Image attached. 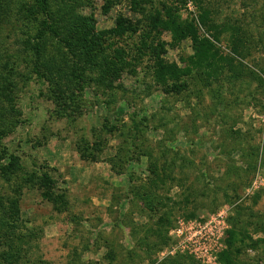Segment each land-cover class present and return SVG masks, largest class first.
I'll return each instance as SVG.
<instances>
[{"label":"rangeland","instance_id":"obj_1","mask_svg":"<svg viewBox=\"0 0 264 264\" xmlns=\"http://www.w3.org/2000/svg\"><path fill=\"white\" fill-rule=\"evenodd\" d=\"M0 1V264H264V0H48L64 41L37 38L39 0ZM165 7L212 57L197 64L201 42L151 28ZM69 11L95 33L134 24L103 36L129 63L118 78L65 43ZM44 172L65 205L44 197ZM189 220L221 222L207 251L172 234Z\"/></svg>","mask_w":264,"mask_h":264},{"label":"trees","instance_id":"obj_2","mask_svg":"<svg viewBox=\"0 0 264 264\" xmlns=\"http://www.w3.org/2000/svg\"><path fill=\"white\" fill-rule=\"evenodd\" d=\"M40 2V7L41 10L43 11V13H45L46 17L44 19V21L42 22V28L40 29V31L37 34V38L41 39L48 31L53 32L55 34V37L57 36L58 38H60L62 41H64L65 39L60 35V31H59V27H56L55 24H53L55 21H57V15L56 12H52L49 10V6H48V0H39ZM112 3V1H108L107 5L105 6V11H107V9L110 7V4ZM166 11L162 14L160 11H156L155 13H152L149 16L150 19V24H151V28L153 29H157L159 30L160 27L170 31L174 38H181V37H186L188 35H190L192 37V39L194 40V43L197 46V43L201 42L197 33V29L195 27V25L192 22L189 21H181L180 20V16L176 13L173 12L172 9H170V7H165ZM4 9L1 8V1H0V18L3 16L4 14ZM70 12V16L68 17V21H67V26H66V30H67V34L69 36V38L65 41L66 44H68L69 46L73 47V44L75 43V41L81 40L82 42V47H83V53L84 55H86V60L87 63H90L91 68H95L94 66H96V68H100L104 74L105 77L107 78H113L116 79L119 77V70H122L124 68H126L128 66V62L126 60V58L124 56H122V53L117 51L116 54H107V47L104 44V35L106 33H110V34H122L124 33L126 30H129L132 28V25H134L130 19L125 18L123 16H119L117 18V25L116 27L107 30V31H102V32H98L95 33L92 30V21L93 19L90 18L91 21V25L90 23H87L86 20L87 18H83V16L78 15L77 13H74V11H69ZM72 12V14H71ZM69 15V14H68ZM76 16L75 18L73 16ZM202 22H204V17L201 18ZM212 29V28H211ZM214 30V29H213ZM215 38L218 39V36L213 35ZM234 44H233V51L243 55V49H240L241 47L244 46L243 41L239 40V39H234ZM61 41V42H62ZM204 41V40H203ZM238 41L240 42V45L238 43ZM202 46L200 47V49H196V54L195 57H193V59H195L197 64H200L201 61H205L207 59V56H211L210 54V46L212 45V43L209 42H204L207 45H205L206 47L203 48V42ZM72 47L70 48L72 50ZM240 49V51H239ZM40 50V44L37 41V43H35V51L37 53H39ZM242 50V51H241ZM212 57V56H211ZM160 67L163 69V72L160 70H158V72H162L163 76L166 75H170L173 78V81L177 82L178 80H180V73L182 72H178L179 70L176 69L175 67H173L172 64L170 65H164L163 61H160ZM89 65V64H87ZM55 64L53 65H49L48 67H54ZM165 69H164V68ZM53 70H55L53 68ZM36 73L39 76H45L43 75V73H41V71L38 69L36 71ZM72 73H74V71H72ZM76 73V72H75ZM187 74V73H185ZM168 75V76H169ZM163 80H168L169 78L167 77V79L165 77H163ZM13 163L12 165H10L9 167H2L1 171L2 174L4 176H6L8 178V180L10 179V173L13 170ZM42 182H43V186L46 187V190L44 191V197H46L48 200H51L52 202H54V205L59 208L60 206L57 204L58 202H60V205L63 203V205L66 204L65 201H62V195H59L57 192H55L54 188H55V183L53 178L47 173L44 172L40 177H39ZM30 181V182H35L37 179V174L36 173H32L29 176H27L24 181ZM41 184V183H40ZM7 209H8V213H10V216H17L20 212L19 210V198L17 197H10L8 199V203L6 205ZM193 216H189L187 218H191ZM15 219V218H14ZM7 224V223H6ZM235 235L234 230H230L229 231V236L227 238V248L225 250H223L220 253V261L222 263H227L229 262V257H230V251L233 245V237Z\"/></svg>","mask_w":264,"mask_h":264},{"label":"built area","instance_id":"obj_3","mask_svg":"<svg viewBox=\"0 0 264 264\" xmlns=\"http://www.w3.org/2000/svg\"><path fill=\"white\" fill-rule=\"evenodd\" d=\"M214 221L216 220L202 223L201 221L189 220L183 223L181 227L176 228L172 234H176L177 237H184L188 245H194L200 248L201 244H203L201 250L207 251V244L210 243L211 239L216 236H221V233L217 230L221 222L217 220L218 224H216Z\"/></svg>","mask_w":264,"mask_h":264}]
</instances>
